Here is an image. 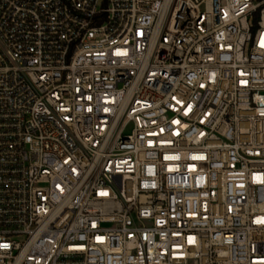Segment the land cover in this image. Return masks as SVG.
<instances>
[{
    "label": "built area",
    "instance_id": "2783aa9c",
    "mask_svg": "<svg viewBox=\"0 0 264 264\" xmlns=\"http://www.w3.org/2000/svg\"><path fill=\"white\" fill-rule=\"evenodd\" d=\"M0 264H264V0H0Z\"/></svg>",
    "mask_w": 264,
    "mask_h": 264
}]
</instances>
